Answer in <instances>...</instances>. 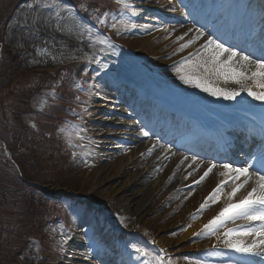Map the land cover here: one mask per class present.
I'll use <instances>...</instances> for the list:
<instances>
[{
	"label": "rangeland",
	"instance_id": "374dc122",
	"mask_svg": "<svg viewBox=\"0 0 264 264\" xmlns=\"http://www.w3.org/2000/svg\"><path fill=\"white\" fill-rule=\"evenodd\" d=\"M114 1L134 6L135 9L128 11L119 8L115 15H113V13L110 15L108 10H105L104 14L108 18L105 24L106 29L98 31L91 24L82 19L77 11L74 10L73 6L65 4L60 0H0V63L1 59L4 60V63L10 59L12 61V66L5 72L8 74L20 73L22 76L24 75V81H11V84H14L15 88L20 90V93L21 91L29 92L33 84L41 80L46 75V72L50 74L51 71H57L62 68L63 65H67L72 61L94 63L98 67L97 70L89 72L87 78L89 86L88 88H83L84 92L87 94V98L82 100L78 99L77 102L73 101L70 103V105L77 106L75 113H78V116H76L78 120L76 117L71 119L66 117V120L58 119L64 116L63 112L67 110V107L63 108V106L67 104V101L57 102L55 99L56 95L55 97L51 95L46 97V94L53 92L50 90H45L35 95L31 94V99L29 97L28 100L29 107L32 105L36 111H41L46 107L48 110H45V113L48 116L51 115L50 122L44 121V114L43 116H39L37 113L33 115L31 110L29 111L26 109L27 106H25L24 103L21 104L17 102V97L11 99L10 96H4L6 93L2 91L1 96L4 97L0 99V115L8 113L7 119L12 120V122L15 121L16 117H19L20 122L24 125L29 124L32 126L36 124L34 127L37 128L36 131H32V128L29 126V129L31 128L30 130L34 133L32 137L36 138L34 140L42 138V136L46 134V131L49 132V137H51L50 143L53 144V148L58 155L57 157L62 155V160L59 159L61 162L57 164L54 169H51L54 167V163H48V174L51 176V180L58 181L59 183L61 182V186L54 185L53 187L47 186V188L52 191L60 190L69 194L74 193L80 196L82 195L89 199L92 206H96V210L86 207L82 212L86 214L90 220L92 219L93 226L96 224H104L112 219L122 230L129 232L130 235L128 239L131 245L136 244L148 250L150 253V255H148V260L151 264H160V262L162 264H186V260H182L181 253H174V258L170 257V259L166 261L156 260V257L151 253V249L147 245L148 241H143V237L137 236L139 234L142 235V233L146 236H152V227H157L167 222V218L173 212V207L170 208V206L172 202H178L174 197L177 195L180 201L183 200V194H181L179 190L180 186L174 187L173 184L170 183L168 176H161L160 169L153 175H147V184H145V189L143 190L144 193H142V190L140 192V185L137 184H130L127 191L118 190L110 194L104 190L105 184L96 183V186H94V170L105 162L116 159L120 154L128 152V146H126L117 154H104L101 149L103 146V139L100 131L105 123H102L100 120L96 121L95 119L97 112L105 109L106 102L112 101V98L109 96L110 92L107 89L116 85L117 79L119 78L118 76L129 78L117 64L113 63V56L126 54L133 61L139 60L141 65L144 66V68L141 69L145 71L149 70L148 74L153 78L157 77L153 75L154 71L159 72V79L165 76L166 68L168 67V77H166L167 80L165 82H170L172 80L182 82L179 79V75H177V70H173L174 67L185 63L192 68L194 65L192 58L197 57L196 53L191 57V64L182 61V59L174 60V47H178L179 44L176 45L170 42L168 45H164L161 37H159L160 33L158 30L160 27L149 26L148 29L145 27L151 25L149 22H162V17L164 16L172 18L173 16L170 14V12H174L170 10L172 1L171 3L169 0ZM45 5H58L59 7H47ZM161 7L165 10L160 9ZM57 12H59V17L56 15ZM57 19H59L60 22L69 20L73 25L76 21H80L89 28L95 36L101 38L107 37L112 47L103 44L102 47L105 51H100V49H102V47H99L100 44L97 43L98 45H96L93 39L81 38L79 36V30L76 29L73 33L76 39L73 45L79 47V50L65 51L70 50L71 47L64 45L63 53L57 56V50H59V48L55 40H59V38L56 37L58 30L54 32L55 34L53 33L52 38L51 35H47V33H50L51 29L46 31V26H48L47 23L57 22ZM101 20L105 19L101 18ZM163 22L166 21L164 20ZM111 34L118 39L113 42L110 39ZM87 35L88 33L85 32L84 37H87ZM63 41L68 42V39H63ZM80 43L83 45L79 46ZM45 51L47 55L44 54ZM53 57H55V59ZM105 64L107 65L106 68L103 67ZM180 70L182 74L186 71L185 68H180ZM202 73L203 69H197L194 75L202 76ZM114 79H116V82ZM211 79L214 86L226 87L229 89L233 87L229 82V84L224 83L222 78L217 80L216 77L213 76ZM165 82H163L165 85H169ZM55 83L57 84V82ZM171 88L172 87L166 91L179 94V90L174 89L170 91ZM187 92L188 94L193 93L194 95L203 91L190 86ZM70 93V91H67L66 95L70 96ZM45 97L47 99V106L42 108L40 101ZM74 120L76 121L74 122L75 133L70 134L72 127L71 123ZM14 123L17 124L18 120ZM9 126H5L4 130V128L2 129V125H0V136H6V127ZM80 134L84 137L80 138L77 136H80ZM71 137L73 138V144L76 146L72 147L75 156L73 157V166L70 167L68 164L69 159L66 156L67 153L64 148L68 147V145H63L62 142L68 141ZM29 143L31 144L30 141ZM19 156L20 153L18 154V157ZM25 158L28 160L30 156L25 155ZM22 165L25 168L27 167V169L34 168L30 163L23 162ZM129 192H134V195L129 201L130 215L122 212L119 206L120 200L123 196H128ZM143 198H146L148 202L141 208L140 203ZM184 202L185 201H182V203ZM98 210L101 211V213H97ZM30 211L33 217L35 216L40 220L42 219L41 221L47 218L45 214L48 212V209H45L40 202L31 205ZM103 216L108 217V220L103 221ZM16 219L17 217L13 214L0 213V220L11 224V233H15L20 229ZM71 225L72 224H69L64 228L63 225L59 223L47 228L45 226V230L44 224L41 225V233L42 230H44L43 234L46 239H44L42 243L35 241L27 245L29 258L25 257L26 261L32 260L29 264H76L77 260L73 258L72 252L70 251L71 245L67 244L65 239L66 236L71 233L70 231L73 228ZM143 225L146 226L143 227ZM5 229L7 228L4 226L0 227V234H2ZM11 238L14 239L15 236L12 235ZM76 238L78 239V236H76ZM59 239L62 240V242ZM13 243L14 242H11V245L10 243L7 244L8 248L10 247L11 250L13 249ZM25 255L26 253L24 252L23 257ZM17 257L20 259L21 255H17Z\"/></svg>",
	"mask_w": 264,
	"mask_h": 264
},
{
	"label": "bare ground",
	"instance_id": "6f19581e",
	"mask_svg": "<svg viewBox=\"0 0 264 264\" xmlns=\"http://www.w3.org/2000/svg\"><path fill=\"white\" fill-rule=\"evenodd\" d=\"M248 13L239 11L238 5L236 4L233 8V11L225 14V18L229 19V26H233V21L241 22L242 20L244 21L246 19L250 20L249 17H252L254 14L249 15ZM246 15V18L242 17ZM60 24L69 26L73 25V23L69 20L60 22ZM47 25L46 31L51 29L50 33H47V35H51L52 38L53 33L58 28V24L57 22H48ZM163 28L159 29V37H161L162 43L164 45L172 42V39H175L177 35H182L184 33V29H186L185 27H177L174 29V31L169 29L170 31L166 33L163 31ZM57 33L58 34H56V37L59 38V40H55V43L59 48V50H57V56L63 53L64 45L71 47L70 50L65 51L79 50V47L73 45V42L76 40L73 34L69 36L61 31H57ZM193 34L194 33H190L189 35L191 36ZM187 38L188 37H185V39ZM63 39H68V42H64ZM174 41L177 42L176 40ZM199 43L200 42L198 41L196 45L185 49L181 52L182 54L180 53L176 55V57L185 54L188 55V52L190 51L193 52L196 48H198ZM82 45V43L79 44V46ZM117 101L118 99L115 97L114 101L110 105L112 109H114L113 114L104 111H99L97 113V116L95 117L96 120L111 122L113 125L110 127V132L106 133V130H101L100 133L105 136L103 139L107 145H110L109 149L112 150L111 153L113 154H117V149L123 147V144H125L126 141H133L135 145H131L129 147L128 152H126L127 154H120L116 159H111L110 161L105 162L96 168L93 172L94 186H96V183H103L105 184L104 190L110 194L118 190L127 191V188L130 184H137L140 185L139 190L141 192V190L143 191L145 189V184H147V175H153L160 167V175L163 177L168 176L170 183H172L174 187L180 185L185 188L184 193L185 197H187V201L184 205L172 202L170 208L173 207V213L170 214L167 222L157 227H152L151 237L153 240L154 249L158 256L165 252L186 251L189 253H196L197 258L203 260L201 264H220V261L217 260V258H222L224 255L228 256V254L236 255L240 260H248V258L253 257L245 256L227 249L224 246L222 239H217L216 236L211 235L207 230L203 229L204 224H206L208 220L212 219V217L215 216L219 209L224 205L227 198V193L231 190V184H229L228 186L224 187L222 192L219 194L220 200L217 203L211 204V202H209L211 205L210 207H206L204 210L198 211L200 204L204 203L205 197H207L208 194L216 187L217 183L226 179V177L219 175V173L223 171V169L219 167V164L213 169V172L210 173L203 182L194 184L193 180L199 179V176L203 174V170L208 164H210V162H202L198 159L196 162H193L191 157L185 156L182 152H172L170 148H167L163 144L148 138H145L144 140L141 139L142 137L139 135L141 128L135 129V125L137 123L132 120L122 119L121 115H127L129 111L122 105V103L118 104ZM174 101L177 102L176 99H174ZM182 102L186 107H192L194 109L191 114L196 116L200 115L207 121L208 119L205 117L208 118L210 115H213L212 109L205 106V104H203L201 101L185 97L179 98L178 103L181 105ZM186 116H181V119ZM110 117H113L114 119ZM211 117L213 119L221 118L225 120L230 118L231 115L225 112H219L218 114ZM243 118L248 120L247 116H244ZM242 122H244V120H242ZM187 125L188 124L186 123L184 124V126ZM153 144L156 146L153 148V151L149 153L147 150L152 148ZM169 149L170 151H168ZM141 153H143V155H141ZM106 154L109 155L108 152H106ZM169 154H172V157L169 160H166L165 157H167ZM184 157H188V159L184 160ZM197 164L199 167H197ZM189 173H192V175H189ZM185 177H187V179H185ZM190 192L191 195H189ZM142 193H144V191ZM133 195L134 192H129V195L123 196L119 203L121 211L128 213L129 215L131 214L129 201ZM147 202L148 200L146 198L141 199V208H143ZM197 204V208L195 207L196 213L188 214L191 210L195 209L194 206ZM244 223V221H236V224ZM258 223L259 222H254L253 226H256ZM144 226L146 225H143V227ZM232 226V223L229 222L228 227ZM219 231L222 232L223 229H220ZM244 239L247 241L251 238L245 237ZM117 245H119L121 248V256L116 261V264H143V261L138 262L136 256L129 253L130 250L126 247L124 239L122 241H118ZM161 249L163 251H161Z\"/></svg>",
	"mask_w": 264,
	"mask_h": 264
},
{
	"label": "snow or ice",
	"instance_id": "6c2138e0",
	"mask_svg": "<svg viewBox=\"0 0 264 264\" xmlns=\"http://www.w3.org/2000/svg\"><path fill=\"white\" fill-rule=\"evenodd\" d=\"M169 2L171 3V0ZM45 6L59 7L58 5ZM170 10L175 11L176 9L173 6ZM56 15L59 17V12ZM98 22L101 24L104 23L99 18ZM57 24V30L69 36L78 29L81 38L93 39L95 43L107 44L108 47H112L107 37L101 38L95 36L80 21H76L74 25L69 26L61 25L60 20L57 19ZM145 27L147 28L148 26ZM152 27L155 26L153 25ZM163 31L167 33L170 30L164 27ZM171 31H174V29ZM85 32L88 33L87 37H84ZM190 33L194 34L190 36ZM185 37L188 38L185 39ZM175 40L182 41L175 50L180 52L196 45L198 41L200 42L196 49L198 59L194 67L203 69L202 76L182 74L180 68L177 67L179 79L184 84L191 85L213 97L224 100H235L240 96L241 92H246L253 100L264 105V54L260 57H255L253 54H246L244 51H239L234 46H227L219 37L206 31L203 26L200 28H189L182 35H177ZM100 51H105V49L102 48ZM44 54L47 55V52L45 51ZM192 56L193 53L190 51L187 57H182L181 59L191 64L192 60L190 58ZM53 58L55 59V57ZM103 67L106 68L107 65L105 64ZM213 76L217 80L222 78L224 83L231 82L239 85V88L229 89L214 86L211 79ZM248 81H252L261 91H255L252 87H249L247 85ZM48 95L55 97L54 92L46 94V97ZM46 97L40 101L42 108L47 106ZM32 126L35 127V124ZM139 135L141 137H149L151 134L149 131L141 128ZM155 146L153 144V147L147 151L151 153ZM183 159L187 160L188 157H184ZM191 159L193 162H196L198 158L192 156ZM197 167H199L198 164ZM216 167V164H208L203 170V174L199 176L198 180H193V183L199 184L203 182ZM219 167L223 169L219 175L226 177V179L217 183L216 187L205 197L204 203L200 204L198 211L210 207L209 202L211 204L217 203L220 200L219 194L229 184H231V190L227 193L224 205L212 219L204 224L203 229L207 230L211 235L216 236L217 239H222L227 249L245 256H255L264 260V148L258 153L253 154L250 158H245L239 165L226 162L219 165ZM189 175H192V173H189ZM189 195H191V192ZM238 220L244 221L245 223L236 224ZM229 222L232 223V227H228ZM254 222L259 223L253 226ZM220 229H223V231L220 232ZM245 237H250L251 239L246 241L244 239ZM131 248L136 258L150 255L147 249L136 244H132ZM161 251L163 250L161 249ZM155 259L160 260V257L157 256ZM143 264H151V262L145 259L143 260Z\"/></svg>",
	"mask_w": 264,
	"mask_h": 264
},
{
	"label": "trees",
	"instance_id": "16d2710c",
	"mask_svg": "<svg viewBox=\"0 0 264 264\" xmlns=\"http://www.w3.org/2000/svg\"><path fill=\"white\" fill-rule=\"evenodd\" d=\"M8 66H10V64L1 65L0 67V90L5 87H10V78L8 76L11 74L5 72L9 69ZM12 77L15 80L20 79L18 75H12ZM24 100L25 97L20 96L18 97L17 102H21V104L24 103L25 105L26 102ZM17 120L18 123L15 124L14 122ZM14 122L7 119L4 114L0 115V125H2V128L5 130V126L10 125L9 127H6V136L4 135L1 137L6 141L12 156L16 159L15 161L19 159L25 163H30L33 167H36L35 164L39 166L36 170L35 168L27 169V167L25 168L23 165H20L23 176L28 178L30 182L40 184L54 182L59 183L58 181H50L51 176L48 174L49 162L54 163V167L51 169H54L57 164L61 162L56 159V157H54L53 160V156L56 155V151H54V148L51 146H48L47 150L40 147V143L44 141V138L47 143L50 142L49 137L45 135L40 141H36L34 140L35 137L33 138L32 135H28L31 130L20 122L19 117H16ZM19 153L20 156L18 157ZM25 155L30 156V158L27 160ZM10 169L11 167H8V165L0 159V213L4 212L15 215L20 229L15 233H11L10 229H8L11 227V224L0 220V227L4 226L7 228L2 234H0V264H15V250H10L8 247L5 248L6 250L3 248L10 242H14L13 244L16 245L22 244L26 236L29 234L38 235L39 230L37 226L41 223V220L35 219L30 211L31 205L40 202L34 195V189L32 187H28L26 183L22 181V177H19L14 169V172H9ZM12 235L15 236L14 239L11 238Z\"/></svg>",
	"mask_w": 264,
	"mask_h": 264
}]
</instances>
